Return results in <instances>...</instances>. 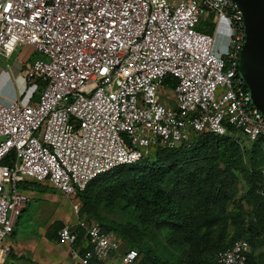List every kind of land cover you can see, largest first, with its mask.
<instances>
[{
    "label": "built area",
    "instance_id": "1",
    "mask_svg": "<svg viewBox=\"0 0 264 264\" xmlns=\"http://www.w3.org/2000/svg\"><path fill=\"white\" fill-rule=\"evenodd\" d=\"M203 18L211 33L198 29ZM243 42L233 0H0V54L27 47L37 55L21 66L28 102L0 100V257L29 201L27 181L75 197L193 135L264 139V113L238 74ZM166 92L174 107L161 103ZM259 175L264 211V167ZM71 208L77 214L79 201ZM81 234L84 256L75 248ZM58 238L81 264L136 259L132 250L119 256L121 238L88 218L62 226ZM248 251L238 240L215 264H246Z\"/></svg>",
    "mask_w": 264,
    "mask_h": 264
},
{
    "label": "trees",
    "instance_id": "2",
    "mask_svg": "<svg viewBox=\"0 0 264 264\" xmlns=\"http://www.w3.org/2000/svg\"><path fill=\"white\" fill-rule=\"evenodd\" d=\"M239 145L238 138L234 141L203 133L175 149H151L143 159L117 167L106 177L99 176L79 193L82 211L88 219H95L88 207L91 191L93 202L123 204L131 210L136 222L126 227H106L98 222L121 238L123 253L132 248L137 251L133 264H215L216 253L238 240L247 241L252 248L264 245L260 237L264 231L263 202L256 194L259 170L264 167L260 151L264 139L252 142L245 151ZM239 175L248 186L249 219L240 204L227 212L236 197ZM227 223L233 226L235 236L229 244ZM151 229L166 232L167 242L178 254L164 257L152 247L147 241ZM246 257V264H264L252 253Z\"/></svg>",
    "mask_w": 264,
    "mask_h": 264
},
{
    "label": "rangeland",
    "instance_id": "3",
    "mask_svg": "<svg viewBox=\"0 0 264 264\" xmlns=\"http://www.w3.org/2000/svg\"><path fill=\"white\" fill-rule=\"evenodd\" d=\"M179 1V0H173ZM208 20L202 19L200 24L201 27H198L199 30L203 31H211L212 26L208 24ZM205 23V24H204ZM18 50H16L13 54H11L8 58L0 54V70H8V67L13 65L14 60L16 59ZM37 57L36 54L31 55L27 62H32ZM23 70V68H22ZM23 79V78H22ZM1 81V78H0ZM21 82V81H20ZM24 84V83H23ZM167 95L165 98L161 97V103L166 104L169 107H174V102L170 99V92H166ZM7 99L11 95L5 93L4 94ZM39 96V89H37L33 95V100H37ZM194 138L195 135L191 136ZM240 142V149L245 151L248 150L252 142L247 141L243 136L236 135ZM190 138V140H191ZM260 151L264 154V145L260 146ZM149 157H151L149 155ZM116 170H110L107 173L103 174L101 177H106L110 175L112 172ZM32 190H34L31 200L27 203L25 208L22 210L21 214L18 217L17 224L14 228V231H18L20 237L23 239L29 236L36 235L38 238L52 237L53 239L56 237L57 242H61L58 238V231L62 226L71 225L77 222V220L82 218H88L85 215L83 210V204L79 197H67L58 192L53 186H51L47 182L42 183H32ZM248 190V186L243 178V176H238L237 182V193L234 201L229 204L227 212L230 213L236 204H240L242 208V212L246 219H249L252 215V206L247 202L246 191ZM90 197L89 201V211L94 215L93 221L99 224L98 221L105 223L106 227L108 226H122L126 227L128 224H131L135 221L134 215L130 212L131 210L127 208L123 204H113V205H105L102 202H93L91 199L92 191L87 195ZM73 200L79 201V211L77 214H74L71 210V202ZM98 201V200H97ZM228 227V238L227 243L229 244L234 239V229L230 223H227ZM105 228V227H103ZM148 242L154 247L158 252H160L164 257H171L173 254H178V249L173 247L167 242V233L162 231H154L151 229L148 234ZM79 240L76 249H79V246H84V239L82 235L79 236ZM146 239V237H145ZM80 250V249H79ZM135 252L136 258L138 257L137 251L132 248L129 249ZM124 249H120L119 256L122 255ZM82 252V253H81ZM81 255L84 256V250H80ZM253 254L259 261H264V245L257 244L255 248L249 247L248 254ZM118 261V257L116 256L113 260L108 261V264H113ZM91 262V261H90ZM78 264H81L80 261ZM105 264V263H104Z\"/></svg>",
    "mask_w": 264,
    "mask_h": 264
},
{
    "label": "crops",
    "instance_id": "4",
    "mask_svg": "<svg viewBox=\"0 0 264 264\" xmlns=\"http://www.w3.org/2000/svg\"><path fill=\"white\" fill-rule=\"evenodd\" d=\"M217 39L218 47L222 46V38ZM31 55H34L31 49L23 47L18 50L13 65L9 66L6 72L0 70V100L17 99L21 103L28 102L25 95L26 88L23 84L21 66ZM5 93L11 95V97L9 96V99H7L4 95ZM30 102H36V100L31 98ZM32 183L35 182L27 181L22 186L29 197V201L34 193V190L31 189ZM74 201L71 202V206ZM17 221L18 218L15 226ZM1 245L9 248V253L0 257V264H78L79 262V259L73 253V249L66 243L57 242L56 237L54 239L45 236L38 238L36 235H31L25 240V238L20 237L18 231H13L11 235L2 240ZM83 247L79 246V249L81 250ZM90 264H95V262L91 261ZM105 264H108V262ZM113 264L115 263L113 262Z\"/></svg>",
    "mask_w": 264,
    "mask_h": 264
},
{
    "label": "water",
    "instance_id": "5",
    "mask_svg": "<svg viewBox=\"0 0 264 264\" xmlns=\"http://www.w3.org/2000/svg\"><path fill=\"white\" fill-rule=\"evenodd\" d=\"M241 13L244 42L238 55V74L252 106L264 113V0H233Z\"/></svg>",
    "mask_w": 264,
    "mask_h": 264
}]
</instances>
